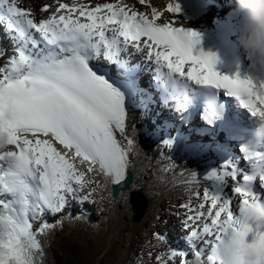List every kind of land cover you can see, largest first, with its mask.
<instances>
[{"label":"snow or ice","instance_id":"snow-or-ice-1","mask_svg":"<svg viewBox=\"0 0 264 264\" xmlns=\"http://www.w3.org/2000/svg\"><path fill=\"white\" fill-rule=\"evenodd\" d=\"M125 8L119 3L89 8L73 0L71 5L59 3L47 19L35 20L16 0H0V24L15 43V54L0 66V264H45L41 237L63 218L52 224L44 217L63 212L69 197L83 203L92 195H79L84 180L72 162L75 158L88 162V171L98 165L115 185L125 180L134 150L126 133L127 106L143 108L152 102L151 94L139 87V65L121 58L129 41L135 42L137 52L147 49V59L155 64L154 87L164 105L174 102L184 122L203 105L202 119L218 125L229 139L240 140L248 165L243 170L226 146H220L227 158L204 177L211 190L205 188L198 206L182 205L194 213L187 215L185 226L196 259L172 250L167 260L228 264L226 257L249 241L264 250V198L254 191L257 181L264 186V79L219 75L213 70L214 57L192 54L198 42L195 32L157 23L155 8L152 19ZM168 11L178 13L179 8L169 4ZM101 56L118 70L113 82L106 78L108 70L90 66ZM221 92L246 110L249 124L227 115ZM174 143L173 138L163 140L168 148ZM188 148L196 151L197 146ZM229 178L241 198L238 212L230 198L219 194ZM197 182L195 174L187 181ZM156 259L166 264L162 257Z\"/></svg>","mask_w":264,"mask_h":264},{"label":"bare ground","instance_id":"bare-ground-1","mask_svg":"<svg viewBox=\"0 0 264 264\" xmlns=\"http://www.w3.org/2000/svg\"><path fill=\"white\" fill-rule=\"evenodd\" d=\"M159 1L160 0H150L152 8H155L156 11L160 15L167 16L168 13L165 9V6L160 4ZM217 1L219 2V4L223 3L227 5V3L222 0H217ZM228 31L231 32V30L229 29ZM220 51L222 53L224 52L222 49H220ZM225 64H227L226 61H225ZM143 127H144V131H146V125L144 123H143ZM146 133L148 134L147 131ZM133 141H134V145H137L138 147L140 146L143 147V149L140 150L141 153L138 152L141 158L135 157V154L133 153V151L129 153V164H130L129 167L131 168L135 167V170L132 173V178L134 180L133 187L135 189L140 187L142 190H144V193L147 194L148 197L149 196L152 197V200L160 199V196L163 193H166L167 191H170L174 187L179 186V185H185V184L188 185L184 187V189H188L184 195L188 193L195 194L201 190H204L206 187H208L211 190V182L204 179V177L209 172L208 169L191 168V169H186L180 172L168 173V171L165 169V166L168 165L166 162V158L163 159L160 153H154L151 149L149 148L147 149V147H149L147 138L143 139L138 135L137 137L133 139ZM179 156H180V152L176 153L175 160L178 163H179ZM72 162L74 163V165H76L75 160H73ZM149 166H151L150 172L155 177V179H152L153 177L151 178V176H149L148 178H145V176H147L148 174L150 175V173L147 171ZM171 168L172 167H170L169 165L168 166L169 171H173ZM193 174L196 175L198 182L194 184H188L187 181L193 176ZM119 211H124V205H122L119 208ZM172 222L177 223L175 219H172ZM121 238L122 237H119V240H121ZM185 239L186 238H184V240ZM182 247H183V242H179L178 247L173 248V249L176 251H179ZM45 264H50V261H48V257L46 258Z\"/></svg>","mask_w":264,"mask_h":264},{"label":"clouds","instance_id":"clouds-1","mask_svg":"<svg viewBox=\"0 0 264 264\" xmlns=\"http://www.w3.org/2000/svg\"><path fill=\"white\" fill-rule=\"evenodd\" d=\"M232 11L240 18L239 47L264 65V0H234ZM226 259L228 264H264V250L249 241Z\"/></svg>","mask_w":264,"mask_h":264},{"label":"rangeland","instance_id":"rangeland-1","mask_svg":"<svg viewBox=\"0 0 264 264\" xmlns=\"http://www.w3.org/2000/svg\"><path fill=\"white\" fill-rule=\"evenodd\" d=\"M152 201L150 202L151 204H150L149 208H153V205L155 204V202L159 201V199L154 200V202H152ZM151 212H153V209H151ZM62 222L64 224V227L67 230L71 229V220L69 218H63ZM77 225H78V228L80 231V229L83 226V223L78 222ZM95 231L97 233H94ZM99 233H100L99 229L86 230L85 232L81 231L79 236H76V239L74 242L79 246V251H78L79 252V258L82 260V262L84 264H92L93 260L97 258L96 255L98 254L99 247L101 244L100 238H99ZM118 233H119V231H117V234ZM69 239L70 238L64 237V241H67ZM100 253H101V249H100ZM111 258H114V256H112ZM111 258L107 259L106 264H109L108 261Z\"/></svg>","mask_w":264,"mask_h":264},{"label":"water","instance_id":"water-1","mask_svg":"<svg viewBox=\"0 0 264 264\" xmlns=\"http://www.w3.org/2000/svg\"><path fill=\"white\" fill-rule=\"evenodd\" d=\"M66 264H74V263H73L71 260L68 259V260L66 261Z\"/></svg>","mask_w":264,"mask_h":264}]
</instances>
